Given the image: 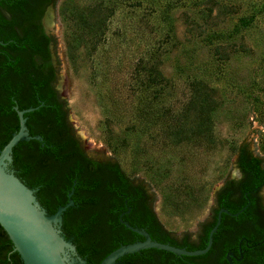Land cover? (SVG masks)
<instances>
[{"label": "rangeland", "instance_id": "obj_1", "mask_svg": "<svg viewBox=\"0 0 264 264\" xmlns=\"http://www.w3.org/2000/svg\"><path fill=\"white\" fill-rule=\"evenodd\" d=\"M54 15L60 92L89 152L146 190L169 232L199 236L242 152L264 165V0H58ZM195 80L220 102L208 148L174 134Z\"/></svg>", "mask_w": 264, "mask_h": 264}, {"label": "flooded vegetation", "instance_id": "obj_2", "mask_svg": "<svg viewBox=\"0 0 264 264\" xmlns=\"http://www.w3.org/2000/svg\"><path fill=\"white\" fill-rule=\"evenodd\" d=\"M57 2L0 0V54L5 53L1 59L9 63L3 79L7 82L5 90L12 103L9 114L14 128L12 135L20 127L18 112L34 109L26 112L24 118L30 136L40 139L21 143L29 149L41 148L43 170L39 174L46 175L42 182L34 173L23 177L22 181L19 171L12 167L13 162L8 165V170L34 191L48 215H54L71 200L74 202V206L63 214L58 228L67 240L72 241L77 257L85 261L83 264L89 263L79 255L76 237L67 232L76 218L65 215L68 210H79L81 206V212L103 213L98 220L105 219L101 222L109 233L117 234L121 246L144 242L145 237L133 230L138 229L148 233L152 241L188 251L205 249L209 239H206L207 230L211 226L214 228L221 210L229 212L222 214L213 245L204 255L178 256L148 248L123 257L120 264H264V186L253 183L240 167V177L231 180L232 187L217 194L211 223L204 226L199 236L180 238L160 222L153 199L146 190L124 177L116 163L100 160L89 152L83 136L73 126L60 92L62 75L55 59L54 40ZM244 182L251 184L246 192H243ZM225 196L227 207H222L220 204ZM96 230L94 226L91 232L97 235ZM68 255L77 259L71 252ZM76 264L81 261L77 260Z\"/></svg>", "mask_w": 264, "mask_h": 264}, {"label": "trees", "instance_id": "obj_3", "mask_svg": "<svg viewBox=\"0 0 264 264\" xmlns=\"http://www.w3.org/2000/svg\"><path fill=\"white\" fill-rule=\"evenodd\" d=\"M88 11V10H87ZM89 11H82L81 16L85 21L88 28H94V25L90 23V19L87 17L98 16L103 14V10L99 6H94ZM96 45L93 49H96ZM0 54V149H2L12 138L13 126L10 123L9 114L11 112L12 103L7 95L6 88L7 82L3 79L6 76L8 68V60L4 61ZM151 75L155 76L159 74L158 65L152 64L149 68ZM190 100L184 113L183 118L177 122L175 136L178 135V144L188 143L197 145L200 147L208 148L212 145L214 139L210 126L212 125V114L220 105L219 99L217 98V90L208 86L202 80H195L190 84ZM176 140V141H177ZM41 148L32 147L27 148L25 143H20L15 149L13 154V168L19 171L18 176L26 177L30 173L36 174L39 178L38 181L42 182L46 174L40 175L41 170ZM262 165V166H261ZM238 167L243 171L244 175H248L253 183H258L259 186H264V165L263 161L257 157H253L250 154L242 152L238 160ZM120 173L130 179L126 174L119 169ZM40 173V174H39ZM232 181H227L221 191L231 188ZM251 184L244 182L243 192L250 189ZM227 196L221 201L222 207H227L226 202ZM83 202L81 201L80 204ZM220 206V207H221ZM83 206H81V209ZM68 210L65 214L66 217L74 215L76 221L72 227L67 228L69 235L76 237L75 242L77 243V250L80 256L87 259L89 264H100L112 251L116 250L121 246L119 243V237L116 233H109L108 228L102 223L105 219L98 218L102 217L103 213L81 212L80 210ZM102 221V222H101ZM113 221V220H108ZM96 227L97 235H94L91 231L93 227ZM212 230V226L207 230L206 239L209 237V233ZM92 234H91V233ZM100 233V236L98 234ZM104 234L109 235L106 237ZM104 235V240L102 237ZM107 239L108 242H105ZM14 247L10 241L7 233L0 226V264H23L19 254L13 251Z\"/></svg>", "mask_w": 264, "mask_h": 264}, {"label": "water", "instance_id": "obj_4", "mask_svg": "<svg viewBox=\"0 0 264 264\" xmlns=\"http://www.w3.org/2000/svg\"><path fill=\"white\" fill-rule=\"evenodd\" d=\"M16 109L18 110V108ZM33 110L18 112L19 130L0 149V226L7 233L13 244L14 252L19 254L23 264H76L77 260L83 264L85 261L77 257L76 247L72 241L67 240L58 228L62 224L63 214L74 206V202L71 200L66 206L60 207L54 215H48L47 211L38 203L34 191L8 170V165L13 162L14 149L21 142L40 139L32 138L26 127L24 114ZM223 213L229 214L226 210L220 211L216 225L209 234L205 249L188 251L176 248L152 241L150 235L145 231L133 229L144 236L146 240L120 246L100 264H120L123 257L148 248L171 252L178 256L198 257L204 255L213 245V237L221 224ZM126 225L131 228L129 224ZM68 252H71L77 259L69 257Z\"/></svg>", "mask_w": 264, "mask_h": 264}, {"label": "bare ground", "instance_id": "obj_5", "mask_svg": "<svg viewBox=\"0 0 264 264\" xmlns=\"http://www.w3.org/2000/svg\"><path fill=\"white\" fill-rule=\"evenodd\" d=\"M48 21V20H47Z\"/></svg>", "mask_w": 264, "mask_h": 264}]
</instances>
